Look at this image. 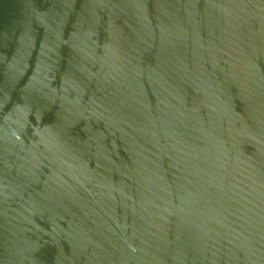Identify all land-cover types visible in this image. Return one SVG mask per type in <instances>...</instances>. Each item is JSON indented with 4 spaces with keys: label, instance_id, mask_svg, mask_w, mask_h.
I'll return each mask as SVG.
<instances>
[{
    "label": "water",
    "instance_id": "obj_1",
    "mask_svg": "<svg viewBox=\"0 0 264 264\" xmlns=\"http://www.w3.org/2000/svg\"><path fill=\"white\" fill-rule=\"evenodd\" d=\"M0 264H264V0H0Z\"/></svg>",
    "mask_w": 264,
    "mask_h": 264
}]
</instances>
